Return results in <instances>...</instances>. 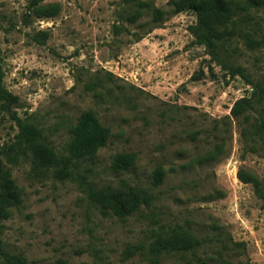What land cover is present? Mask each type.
<instances>
[{"label":"rangeland","instance_id":"1","mask_svg":"<svg viewBox=\"0 0 264 264\" xmlns=\"http://www.w3.org/2000/svg\"><path fill=\"white\" fill-rule=\"evenodd\" d=\"M167 1L152 0L162 8ZM31 2L0 0L1 80L17 97L9 111L0 108V147L13 142L20 119L66 153L68 128L85 110L110 137L69 178L35 172L24 155L6 163L22 202L2 221L5 248L25 264H148L152 244L177 225L202 244L191 253H161V264L219 254L233 264H264V204L238 178L240 169L262 178L264 150L245 145L230 115L251 86L194 42L188 27L195 13L174 14L135 41L144 30L125 21L131 6L122 0H38L60 4L52 18L36 17ZM250 13L258 24L246 30L264 34V3ZM234 44L239 62L264 76V47L248 49L242 37ZM126 152L136 155L133 166L114 171L115 155ZM156 168L163 178L153 185ZM107 186L148 188L153 199L116 216L92 196Z\"/></svg>","mask_w":264,"mask_h":264},{"label":"trees","instance_id":"2","mask_svg":"<svg viewBox=\"0 0 264 264\" xmlns=\"http://www.w3.org/2000/svg\"><path fill=\"white\" fill-rule=\"evenodd\" d=\"M131 8L125 13V21L144 30L135 33V41L141 39L154 27L160 26L170 16L183 11H192L196 22L189 25V31L196 44L205 47L210 60L233 75L243 77L251 86L248 96L234 101L230 115L235 118L240 128V136L245 145L252 150H264V76L254 77L253 73L239 62L240 50L234 44L238 37L243 38L246 48L254 50L264 47V34L257 36L246 30L247 24L257 25L258 20L250 13L251 8L261 6L264 0H168L166 8L155 6L152 0H122ZM31 8L38 18H52L60 11L58 2L39 4L32 0ZM143 32V33H142ZM42 39L47 31H39ZM17 97L9 92L1 80L0 69V108L9 111ZM18 132L12 143L0 147V258L7 264H25L24 257L11 254L2 241L4 219L13 208L20 206L22 193L14 181L6 163L15 164L19 155L28 156L31 167L37 173L51 172L58 178L75 175V169L83 158H94L98 149L105 146L110 137V130L103 125L91 111H83L68 128L69 140L66 153H60L51 145L40 127L33 122L17 119ZM259 144L258 147L256 144ZM134 153H118L111 164L114 171H122L133 166ZM152 184L162 182L163 171L156 168L152 172ZM238 178L251 183L264 204V173L258 178L243 169L238 171ZM92 196L101 206L102 211L116 216H126L151 203L153 197L148 188L110 186L92 190ZM166 236H159L151 246L152 256L148 264H161L159 254L169 252H194L202 240L187 230L173 226ZM215 260L212 257L200 259L197 264H233L229 259ZM54 264H66L63 259Z\"/></svg>","mask_w":264,"mask_h":264}]
</instances>
